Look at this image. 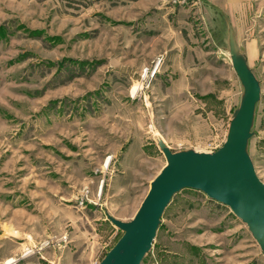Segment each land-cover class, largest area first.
I'll use <instances>...</instances> for the list:
<instances>
[{
    "label": "rangeland",
    "instance_id": "rangeland-1",
    "mask_svg": "<svg viewBox=\"0 0 264 264\" xmlns=\"http://www.w3.org/2000/svg\"><path fill=\"white\" fill-rule=\"evenodd\" d=\"M194 0H0V264H99L166 164L222 146L243 86ZM236 13L259 82L247 152L264 183V0ZM188 7V8H187ZM141 264H264L248 227L185 189Z\"/></svg>",
    "mask_w": 264,
    "mask_h": 264
},
{
    "label": "water",
    "instance_id": "water-1",
    "mask_svg": "<svg viewBox=\"0 0 264 264\" xmlns=\"http://www.w3.org/2000/svg\"><path fill=\"white\" fill-rule=\"evenodd\" d=\"M228 45L243 92L224 143L212 152H172L160 139L158 147L166 164L150 182L130 221L107 216L122 235L99 264H141L151 249L160 219L172 197L185 189L199 191L226 206L245 223L264 256V183L258 178L247 152L260 87L230 32Z\"/></svg>",
    "mask_w": 264,
    "mask_h": 264
},
{
    "label": "crops",
    "instance_id": "crops-1",
    "mask_svg": "<svg viewBox=\"0 0 264 264\" xmlns=\"http://www.w3.org/2000/svg\"><path fill=\"white\" fill-rule=\"evenodd\" d=\"M259 0H194L187 4L188 9H192L194 12H210L215 13L213 18H220L222 20V26L225 29L224 42L229 44V32L232 35L233 42L239 45L237 35L234 31V23L236 13L258 11ZM229 30V31H228ZM245 58L246 55H245ZM230 59V57H229Z\"/></svg>",
    "mask_w": 264,
    "mask_h": 264
},
{
    "label": "bare ground",
    "instance_id": "bare-ground-1",
    "mask_svg": "<svg viewBox=\"0 0 264 264\" xmlns=\"http://www.w3.org/2000/svg\"><path fill=\"white\" fill-rule=\"evenodd\" d=\"M163 143V142H162ZM13 263V261H10V262H8V264H12Z\"/></svg>",
    "mask_w": 264,
    "mask_h": 264
},
{
    "label": "built area",
    "instance_id": "built-area-1",
    "mask_svg": "<svg viewBox=\"0 0 264 264\" xmlns=\"http://www.w3.org/2000/svg\"><path fill=\"white\" fill-rule=\"evenodd\" d=\"M218 149V148H217ZM217 149H215V150H217ZM215 150H213V151H215ZM210 152H212V151H210Z\"/></svg>",
    "mask_w": 264,
    "mask_h": 264
}]
</instances>
